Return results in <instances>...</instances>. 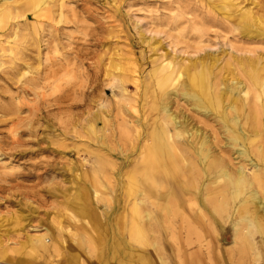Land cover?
<instances>
[{
	"label": "rangeland",
	"instance_id": "374dc122",
	"mask_svg": "<svg viewBox=\"0 0 264 264\" xmlns=\"http://www.w3.org/2000/svg\"><path fill=\"white\" fill-rule=\"evenodd\" d=\"M235 1L239 6L259 2L254 11L264 12V0ZM67 6L73 9L76 19L69 17L67 23L60 22V33L55 38L50 40L43 26L45 30L34 45L30 35L28 39L20 35L10 40L21 51L14 64L1 58L0 243L8 247L0 246V252L17 258L24 253L22 246H28L24 243L26 235L46 234L52 245L37 264H64L61 247L78 250L74 264H141L130 256L131 213H117L118 197L107 196L101 189L100 199L91 200L96 213H80L73 196L79 182H87L93 160L85 152L87 145L89 150L94 148L84 128L87 119L99 115L113 126L120 122L116 118L118 91L112 94L110 83L105 81L93 87L91 78L95 73L100 81L105 66L118 60L137 62L141 66L137 75L146 80L150 65L164 59L172 65L188 64L214 55L218 60L215 73L228 84L239 59L264 64V38L256 32L243 35L238 26L239 14L233 7L223 19L220 0H68ZM201 25L203 31L197 34L194 27ZM24 54L29 56L27 61ZM227 62L232 65L227 66ZM32 80L36 83L27 82ZM134 92L128 84L127 93L133 99ZM179 104L174 105V112L187 115L197 126L198 115L182 101ZM124 116L127 121L132 119ZM151 214L160 226L170 264H178L176 247L181 259L197 253L203 264H225L223 252L231 246L230 226L228 242L220 243L221 228L211 213L203 214L215 235L205 227L207 224L193 220L194 213H170L173 233L163 221L164 213ZM185 220L195 234L187 235ZM82 234L94 237L92 252L85 249L87 243L80 242ZM187 242L191 244L187 246Z\"/></svg>",
	"mask_w": 264,
	"mask_h": 264
},
{
	"label": "bare ground",
	"instance_id": "6f19581e",
	"mask_svg": "<svg viewBox=\"0 0 264 264\" xmlns=\"http://www.w3.org/2000/svg\"><path fill=\"white\" fill-rule=\"evenodd\" d=\"M220 1L223 19L231 14L228 8L233 7L239 14V31L246 36L256 32L264 38V12L254 11L259 2L239 6L235 0ZM67 3L68 0H0V67L4 64L1 58L14 64L16 56L21 55L10 40L20 35L28 39L30 35L34 45L45 30L43 26L52 40L60 33V22L67 23L69 17L76 19ZM202 27H194L197 34ZM24 56L27 61L29 56ZM217 61L214 55L188 64L172 65L164 59L150 65L147 79L143 80L137 75L141 70L137 62L118 60L105 66L103 79L99 81L95 73L91 78L93 87L105 81L110 83L112 94L118 91L116 118L120 122L113 126L99 115L87 119L84 128L94 148L89 150L87 145L85 152L93 160L87 182L80 181L73 196L80 213H96L91 200L100 199L101 189L107 196H117V213H131L130 256L141 264H170L163 250L160 226L151 213H164L163 221L169 225L170 213H194L193 220L207 224L205 227L215 235L203 214L211 213L221 228L220 243L228 242L230 226L231 246L223 252L225 264H264V64L239 59L234 77L225 84L215 73ZM128 84L135 88V99L127 93ZM180 101L198 115L194 117L197 126L187 115L174 112V105L179 106ZM125 114L132 119L127 121ZM95 123L102 125L96 128ZM184 222L187 235L195 234L189 222ZM169 230L174 232L171 225ZM81 237L80 242L87 243L85 249L92 252L94 237ZM24 243L28 246H22L23 255L16 258L0 252V263L37 264L52 245L46 234L26 235ZM58 244L62 246V242ZM0 246L8 247L6 243ZM61 248L64 264H74L78 250ZM175 256L178 264H203L197 253L181 259L177 247Z\"/></svg>",
	"mask_w": 264,
	"mask_h": 264
}]
</instances>
